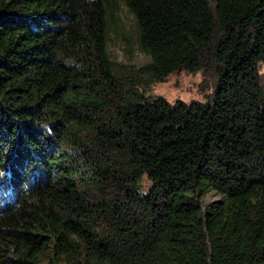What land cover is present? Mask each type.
Instances as JSON below:
<instances>
[{
    "label": "trees",
    "instance_id": "trees-1",
    "mask_svg": "<svg viewBox=\"0 0 264 264\" xmlns=\"http://www.w3.org/2000/svg\"><path fill=\"white\" fill-rule=\"evenodd\" d=\"M261 65L264 0H0V264H264Z\"/></svg>",
    "mask_w": 264,
    "mask_h": 264
},
{
    "label": "rangeland",
    "instance_id": "rangeland-1",
    "mask_svg": "<svg viewBox=\"0 0 264 264\" xmlns=\"http://www.w3.org/2000/svg\"><path fill=\"white\" fill-rule=\"evenodd\" d=\"M118 17L120 19V28L112 26L109 33L108 51L110 57L117 63L132 62L136 66L146 63L149 60L144 52L137 46V37L135 33V19L128 12L127 8L120 3L118 8ZM260 73L264 83V66H260ZM205 76L202 71L190 72L185 69L175 71L161 82H154L147 86V94L155 96H164L169 101H205L212 95L215 85L214 76L208 74ZM215 192H209L206 196L207 201L218 199Z\"/></svg>",
    "mask_w": 264,
    "mask_h": 264
}]
</instances>
